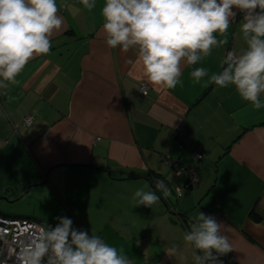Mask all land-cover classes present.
Masks as SVG:
<instances>
[{
	"label": "crops",
	"instance_id": "obj_1",
	"mask_svg": "<svg viewBox=\"0 0 264 264\" xmlns=\"http://www.w3.org/2000/svg\"><path fill=\"white\" fill-rule=\"evenodd\" d=\"M57 4L64 28L52 37L50 52L30 60L7 94L0 90V213L43 224L34 211L7 206L28 194L44 197V207L55 206L72 221L75 212L115 206L131 213L137 228L153 229L159 257L148 264H170L161 258L167 240L161 228L180 226L182 238L202 212L225 225L233 250L219 257L222 264H264V108L253 109L234 86L218 88L208 77L196 83L190 75L195 67L217 73L228 50L246 48L243 14L237 10L228 43L184 66L181 84L168 90L147 84L135 49L106 45L104 0L91 12L80 0ZM195 152L202 158L193 163ZM168 156L197 170L198 183L183 196L175 189L187 173L167 164ZM157 179L171 194L157 192L151 208L136 206L135 191L154 190ZM95 214L85 219L95 223Z\"/></svg>",
	"mask_w": 264,
	"mask_h": 264
},
{
	"label": "clouds",
	"instance_id": "obj_2",
	"mask_svg": "<svg viewBox=\"0 0 264 264\" xmlns=\"http://www.w3.org/2000/svg\"><path fill=\"white\" fill-rule=\"evenodd\" d=\"M80 3L89 12L96 7V0ZM60 7L57 0H0V90L4 94L19 83L17 77L30 60L50 52L52 37L64 28ZM62 7L72 11L71 5ZM237 10L243 14L239 31L246 48L239 54L228 51L217 73L209 75L206 68L195 67L190 75L196 83L208 77L218 88L234 86L242 100L260 110L264 108V0H104L100 14L106 45L123 52L135 49L147 84L171 90L181 84L184 66L197 65L214 48L228 43L226 34ZM140 91L147 95L146 87ZM157 192L167 197L171 189L157 179L154 190L139 188L132 199L136 206L151 208L160 199ZM176 192L184 195L179 187ZM56 219L55 227H41L23 246L20 264H132L123 248L74 228L71 218ZM224 228L213 216L199 212L183 236L194 249L193 264H222L219 257L233 250ZM178 251L172 245L165 253L175 257Z\"/></svg>",
	"mask_w": 264,
	"mask_h": 264
},
{
	"label": "rangeland",
	"instance_id": "obj_3",
	"mask_svg": "<svg viewBox=\"0 0 264 264\" xmlns=\"http://www.w3.org/2000/svg\"><path fill=\"white\" fill-rule=\"evenodd\" d=\"M7 206L16 208L20 212L28 209L34 211L37 215L36 217L42 221L44 226H47L49 223V225L55 227L58 223L56 218L65 216L55 206H49V208L44 207V197L32 194H28L11 204H7ZM106 206L99 210L97 214L91 209L88 213L75 212L77 220H73V227L87 231L89 235L100 236L106 243L116 246L118 249L123 248L128 258L134 264H148L150 261L152 263L153 259L159 254L158 243L156 237L153 235V229L143 228V226L137 228V224L130 218L131 213L121 212L115 206ZM93 214L96 217L95 223L89 219H85ZM78 221L81 223H78ZM105 222H109L106 227L103 226ZM97 224H99L98 227H96ZM148 231L150 233V241L147 240L149 236ZM161 231L162 235L166 237L165 240L167 239L165 246L160 250L161 258L169 259L170 264H185L190 261L192 258V250L184 242L183 237L181 238L182 232L180 226H174L170 229L162 227ZM165 233L170 234V236L168 237ZM177 240H179L178 244L175 243ZM172 245H176L179 249L175 257H169L165 253L166 249Z\"/></svg>",
	"mask_w": 264,
	"mask_h": 264
},
{
	"label": "built area",
	"instance_id": "obj_4",
	"mask_svg": "<svg viewBox=\"0 0 264 264\" xmlns=\"http://www.w3.org/2000/svg\"><path fill=\"white\" fill-rule=\"evenodd\" d=\"M145 87V85H142L140 89ZM140 93L144 95L143 92L140 91ZM30 119V117L25 118L24 123L29 124ZM191 156L193 163L198 162L202 158L200 152H195ZM164 160L170 166H176L179 167L180 170L183 169L186 171L187 179L182 188H180L182 191L191 190L195 187L198 183V174L196 168L192 164L182 166L177 160L169 156L164 158ZM176 189L175 195L180 197L177 195ZM41 227L45 226L34 219L9 216L0 213V264H20L18 254L21 252L23 246L29 243L34 235L38 234Z\"/></svg>",
	"mask_w": 264,
	"mask_h": 264
}]
</instances>
